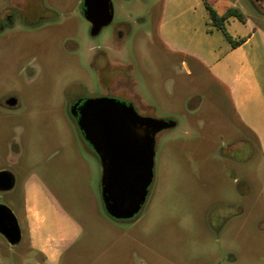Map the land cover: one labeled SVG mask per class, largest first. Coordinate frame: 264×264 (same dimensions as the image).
<instances>
[{
    "label": "rangeland",
    "instance_id": "obj_1",
    "mask_svg": "<svg viewBox=\"0 0 264 264\" xmlns=\"http://www.w3.org/2000/svg\"><path fill=\"white\" fill-rule=\"evenodd\" d=\"M81 1L0 0V172L15 177L0 204L22 229L17 246L0 235V264L40 260L24 214L32 179L83 229L57 264H264V157L227 89L163 41L165 0H111L97 35ZM227 1L264 27L263 2ZM99 97L176 122L155 137L154 180L131 220L108 216L101 161L69 111Z\"/></svg>",
    "mask_w": 264,
    "mask_h": 264
},
{
    "label": "crops",
    "instance_id": "obj_2",
    "mask_svg": "<svg viewBox=\"0 0 264 264\" xmlns=\"http://www.w3.org/2000/svg\"><path fill=\"white\" fill-rule=\"evenodd\" d=\"M205 0H165L160 23L163 41L183 55L201 63L212 78L228 91L240 123L255 137L264 157V27L243 9L227 0H206L224 14L233 8L245 18L230 17L225 25L234 39L245 38L233 47L212 25ZM24 214L30 248L38 264H57L83 229L60 208L42 182L29 180L24 186Z\"/></svg>",
    "mask_w": 264,
    "mask_h": 264
},
{
    "label": "water",
    "instance_id": "obj_3",
    "mask_svg": "<svg viewBox=\"0 0 264 264\" xmlns=\"http://www.w3.org/2000/svg\"><path fill=\"white\" fill-rule=\"evenodd\" d=\"M84 6L92 35L99 34L114 18L111 0H84ZM76 106L71 115L101 161L107 214L115 220L134 219L146 203L154 180L155 137L176 122L141 116L132 104L109 97L86 98ZM14 184L9 172H0L1 192L11 190ZM0 235L11 246L22 241L19 220L4 204H0Z\"/></svg>",
    "mask_w": 264,
    "mask_h": 264
},
{
    "label": "trees",
    "instance_id": "obj_4",
    "mask_svg": "<svg viewBox=\"0 0 264 264\" xmlns=\"http://www.w3.org/2000/svg\"><path fill=\"white\" fill-rule=\"evenodd\" d=\"M204 4H205L206 10L208 11V14L210 16L212 25L215 28H217L218 30H220L225 35V37L230 41V43L232 44L233 47L239 46L240 44H242L245 41V38L234 39L232 37V35L229 33V31L227 30L226 25H225V22L230 17H236L240 21L244 22L245 18H244L243 14L241 12H239L236 9L230 8L224 14H219L206 0L204 1ZM73 119L76 122V119L74 117H73ZM76 124H77V122H76ZM79 132H80V134H82V132L80 130H79Z\"/></svg>",
    "mask_w": 264,
    "mask_h": 264
},
{
    "label": "flooded vegetation",
    "instance_id": "obj_5",
    "mask_svg": "<svg viewBox=\"0 0 264 264\" xmlns=\"http://www.w3.org/2000/svg\"><path fill=\"white\" fill-rule=\"evenodd\" d=\"M257 2H263V0H256ZM84 10H85V6H84V0L81 1V11H82V14L83 16L85 17V14H84ZM2 28H0V32H1ZM10 101H14V104H10ZM79 103V101H75V102H71L70 105H69V111L71 113L72 109L74 107H77L76 105ZM5 104L8 105L9 107H16L18 105V101L16 100V98L14 96H10L8 97L6 100H5ZM79 106V105H78ZM10 173V172H9ZM12 176L13 174L10 173ZM14 177V176H13ZM14 180H15V177H14ZM15 185V184H14ZM14 187V186H13Z\"/></svg>",
    "mask_w": 264,
    "mask_h": 264
}]
</instances>
